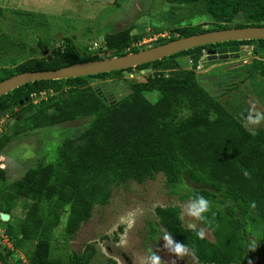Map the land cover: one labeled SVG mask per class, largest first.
Segmentation results:
<instances>
[{
	"label": "trees",
	"instance_id": "trees-1",
	"mask_svg": "<svg viewBox=\"0 0 264 264\" xmlns=\"http://www.w3.org/2000/svg\"><path fill=\"white\" fill-rule=\"evenodd\" d=\"M165 1L191 6L193 17L207 15L212 24L184 26L177 29V38L158 45L211 31L264 27V0ZM132 32L129 27L104 35L103 50L111 57L138 52L143 36ZM242 46H252L256 57L249 74L264 81V40H251L198 47L128 70L34 82L0 97V126L21 103V113L31 110L19 122L29 130L89 119L82 129L71 131L73 136L64 137L51 161L39 160L17 181H8L0 169V213L11 217L15 203L31 201L22 219L10 225L2 222L27 264H91L87 253L67 251L71 237L91 218L94 207L109 204L115 188L129 181L143 184L158 174L181 200L202 195L210 202L199 222L213 241L199 238L198 229L186 228L179 207L155 209L159 227L185 244L198 264H251L257 258L264 264V127L251 133L219 98L200 86L196 74L208 50ZM40 47L48 48L42 42ZM180 58H188L191 68L182 69ZM99 59L82 57L75 38L64 37L52 54L13 71H0V82L20 73ZM150 67L154 73L134 83L131 93L115 104L103 101L89 83ZM152 92L160 95L154 103L144 96ZM44 93L33 102L34 94ZM11 141L10 136L0 135V153ZM160 231L152 226L151 236ZM53 243H62L63 251L55 252ZM30 244H34L31 249Z\"/></svg>",
	"mask_w": 264,
	"mask_h": 264
},
{
	"label": "rangeland",
	"instance_id": "rangeland-1",
	"mask_svg": "<svg viewBox=\"0 0 264 264\" xmlns=\"http://www.w3.org/2000/svg\"><path fill=\"white\" fill-rule=\"evenodd\" d=\"M0 9V71L4 72L44 56L40 42L48 47L45 51L50 55L59 49L64 37H74L82 57L105 59L112 55L103 50L101 39L96 38L109 33L131 27L132 33L143 36L137 45L142 51L157 46L163 40L177 38V29L184 26L204 25L209 28L212 24L207 15L193 17L191 6L171 5L165 0H0ZM241 48L239 53L221 58L211 60L203 57L196 74L200 86L219 98L244 126V118L250 109L264 112V81L257 75L249 74L252 61L256 58L253 47ZM178 61L182 69L191 68L188 58ZM154 71L153 67L134 69L132 72L93 78L89 83L103 101L115 104L131 93L134 83L144 81ZM43 95L34 94V99ZM144 96L152 103L160 97L157 92ZM22 106L21 103L19 107H13L9 115L14 120L4 118L0 126V135L12 138L8 147L0 153V169L5 171L10 182L22 178L39 160L49 158L51 161L64 137L89 122V119H80L29 130L19 123L31 113V110L21 113ZM12 120V126L8 127ZM262 127L264 122L249 131L255 133ZM189 202L190 199L181 200L178 194L170 192L163 174L143 184L129 181L113 190L108 205L94 207L91 218L71 237L67 251L87 253L91 264H110V261L116 264H149L147 257L152 253L160 257V264H198L190 250L178 260L164 248L161 238L164 231L159 227L155 214L157 207L177 206L186 228L202 230L204 237L213 241L212 234L199 220L186 215ZM30 205L31 201H18L13 205L12 215H8L7 221H3L0 215V223L14 224L24 217ZM152 226L161 230L154 237L151 236ZM6 231V225L2 224L0 251L7 250L8 258L11 255L14 264H27L23 251L14 247L13 238L6 236ZM33 245H29L30 249ZM53 247L55 252L63 251L62 243H53ZM251 264L262 262L257 258Z\"/></svg>",
	"mask_w": 264,
	"mask_h": 264
},
{
	"label": "water",
	"instance_id": "water-1",
	"mask_svg": "<svg viewBox=\"0 0 264 264\" xmlns=\"http://www.w3.org/2000/svg\"><path fill=\"white\" fill-rule=\"evenodd\" d=\"M251 40H264V27L251 26L211 31L199 35L175 39L165 44H160L142 51L128 53L118 57L76 63L57 70L20 73L0 82V97L7 95L9 92L26 84L34 82L95 76L128 70L144 64L160 61L198 47L225 42ZM241 49V47L212 49L208 50L206 54L208 59L212 60L230 54H237ZM46 55L47 51H44V56ZM49 61H51V58H49ZM1 218L3 221H7L9 216L1 214ZM0 264H3L1 260Z\"/></svg>",
	"mask_w": 264,
	"mask_h": 264
},
{
	"label": "clouds",
	"instance_id": "clouds-1",
	"mask_svg": "<svg viewBox=\"0 0 264 264\" xmlns=\"http://www.w3.org/2000/svg\"><path fill=\"white\" fill-rule=\"evenodd\" d=\"M244 120V126L248 128V130H252L264 122V112L250 109ZM209 206L210 202L204 196L196 195L187 204L186 215L196 220L203 221L205 219L204 214L208 212ZM5 235L8 236L7 233H5ZM197 236L202 239L204 237V232L202 230L197 232ZM161 238L164 242V248H166L176 259H181L189 252V249L185 244L174 242L172 235L169 232L165 231ZM250 247L252 250H255L256 245L252 244ZM147 260L149 264H160V257L155 253L149 255Z\"/></svg>",
	"mask_w": 264,
	"mask_h": 264
},
{
	"label": "flooded vegetation",
	"instance_id": "flooded-vegetation-1",
	"mask_svg": "<svg viewBox=\"0 0 264 264\" xmlns=\"http://www.w3.org/2000/svg\"><path fill=\"white\" fill-rule=\"evenodd\" d=\"M0 215H1V213H0ZM2 224L0 223V226H2ZM4 251H3V253L0 251V260L2 261V263L3 264H14L15 261H12V259H10V258H12L11 255H10V258H8V256H9L8 251L7 250H4Z\"/></svg>",
	"mask_w": 264,
	"mask_h": 264
},
{
	"label": "built area",
	"instance_id": "built-area-1",
	"mask_svg": "<svg viewBox=\"0 0 264 264\" xmlns=\"http://www.w3.org/2000/svg\"><path fill=\"white\" fill-rule=\"evenodd\" d=\"M41 95H43V94H41ZM44 96V95H43ZM42 96V97H43ZM32 100H33V102H38L39 101V99H34V95H33V97H32ZM4 116V114H1V117H3ZM5 118H8V116H6Z\"/></svg>",
	"mask_w": 264,
	"mask_h": 264
},
{
	"label": "crops",
	"instance_id": "crops-1",
	"mask_svg": "<svg viewBox=\"0 0 264 264\" xmlns=\"http://www.w3.org/2000/svg\"><path fill=\"white\" fill-rule=\"evenodd\" d=\"M96 39H101V38H96ZM93 40H95V39H93Z\"/></svg>",
	"mask_w": 264,
	"mask_h": 264
}]
</instances>
